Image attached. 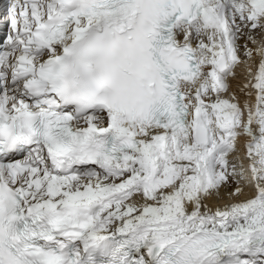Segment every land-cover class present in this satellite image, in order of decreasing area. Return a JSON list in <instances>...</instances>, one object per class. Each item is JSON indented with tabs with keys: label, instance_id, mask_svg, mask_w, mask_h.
<instances>
[{
	"label": "snow or ice",
	"instance_id": "obj_1",
	"mask_svg": "<svg viewBox=\"0 0 264 264\" xmlns=\"http://www.w3.org/2000/svg\"><path fill=\"white\" fill-rule=\"evenodd\" d=\"M0 13V264H264V0Z\"/></svg>",
	"mask_w": 264,
	"mask_h": 264
},
{
	"label": "bare ground",
	"instance_id": "obj_2",
	"mask_svg": "<svg viewBox=\"0 0 264 264\" xmlns=\"http://www.w3.org/2000/svg\"><path fill=\"white\" fill-rule=\"evenodd\" d=\"M256 39H257V41H258V43H257L256 45H252L251 43H249V47H250V48H253L254 51H255L256 48H259V47H261V46H264V43H262V42H264V34L258 35V36L256 37ZM239 43H240V45H241V52H240V55H241V58H243V44H244V41L241 40V41H239ZM253 63L255 64V67H253V68L251 69V71L255 74V73L258 71L259 57H257L256 60H255ZM236 71H237V75H239V76L241 77V79H239V80H231V79H230L229 83H230L233 87H236L237 85H242L243 83L246 82V81L244 80V78H243V76L245 75V72H244L242 69H240V68H237ZM251 102H252L253 104L255 103V99H254V97L252 98V101H251ZM243 143H244V142H241V144H240V148H241V152H242V153H243V151H244ZM232 187L234 188L235 185L233 184ZM245 190L247 191L248 189H245ZM241 199L243 200V199H245V198H244V197H241ZM224 203H231V202L225 200V201L222 202L219 206H220V207H223V206H224Z\"/></svg>",
	"mask_w": 264,
	"mask_h": 264
},
{
	"label": "rangeland",
	"instance_id": "obj_3",
	"mask_svg": "<svg viewBox=\"0 0 264 264\" xmlns=\"http://www.w3.org/2000/svg\"><path fill=\"white\" fill-rule=\"evenodd\" d=\"M257 36H258V35H257ZM257 36H256V37H257Z\"/></svg>",
	"mask_w": 264,
	"mask_h": 264
}]
</instances>
